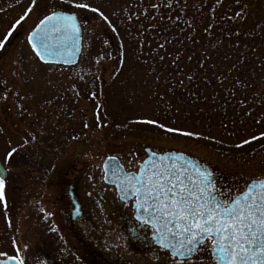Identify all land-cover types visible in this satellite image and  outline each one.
Segmentation results:
<instances>
[{"label":"rangeland","instance_id":"rangeland-1","mask_svg":"<svg viewBox=\"0 0 264 264\" xmlns=\"http://www.w3.org/2000/svg\"><path fill=\"white\" fill-rule=\"evenodd\" d=\"M29 2L13 1L8 23L0 22V34ZM76 2L101 8L117 26V32L106 26L98 29L102 22L94 14L74 8ZM126 5L136 7L134 0H41L40 7L15 30L7 51L0 55V80L7 82L13 93L7 103H0V128L4 129L0 132V161L8 168L7 209L0 204V251L14 255L13 239L28 244L26 264H103L104 252L118 253L122 264H173L160 248L149 251L130 238L128 226L134 221L131 201H120L115 188L103 181L101 165L109 155L131 171L138 167L145 147L183 152L209 165L225 189L218 192L227 199L242 191L249 180L264 178V144L251 141L238 147L242 140L259 136L264 127L241 135L207 132L206 122L198 124L191 117L184 129L209 137L197 141L136 123L153 119L172 127L174 122L165 116L171 100L162 94L155 79L159 75L163 80L168 61H160L159 66L147 49L140 55L129 51L132 22L124 19L129 14ZM62 7L79 13L81 24L90 27L82 36L78 62L47 71L34 60L26 36L40 18ZM121 54L122 70L114 74ZM93 78L98 85L103 82V104L89 94L87 84ZM17 92L23 100L16 99ZM157 95L168 100L166 105L157 104ZM23 103L32 110V116L19 115L20 109L14 104ZM106 117L110 121L104 120ZM180 121L177 118L176 122ZM25 130L37 140L21 148V142L27 139ZM11 147L21 151L6 165L3 156ZM69 184L82 202L83 217L92 224L97 242H89L79 227L63 216L69 203ZM46 213L52 215L46 218ZM52 226L56 232L48 230ZM210 247L208 240L203 242L197 253L184 261L208 264Z\"/></svg>","mask_w":264,"mask_h":264},{"label":"snow or ice","instance_id":"snow-or-ice-1","mask_svg":"<svg viewBox=\"0 0 264 264\" xmlns=\"http://www.w3.org/2000/svg\"><path fill=\"white\" fill-rule=\"evenodd\" d=\"M19 2L20 0H17V3ZM40 3L41 0H30L18 18L10 22L4 32L0 34V55L7 51L15 30L31 18V14L40 7ZM69 3H72V0H69ZM134 3L136 4L135 8L126 5L129 14L124 19L128 23L135 19L136 23L139 24L138 33L141 29L147 32L149 27L155 30L161 25H163L162 30L165 32L170 31V25L179 27L181 23L180 13L187 15L189 7L187 0H147V3H144V0H134ZM201 5H204V0H201ZM234 5L239 10L233 11L232 17H226V13L221 15L227 19L234 17L243 20L248 10V4L244 0H234ZM72 6L94 14L102 22L97 25L98 29L102 30L106 26L113 33L117 32V26L101 8L93 7L89 2H76ZM223 6L224 0H215V7H211L210 11L216 16L217 10ZM3 11L4 8L0 7V12ZM120 12L123 16L124 8H121ZM174 12L176 13L175 16L172 15ZM153 13H159V17ZM142 21H147V26ZM165 21L168 23H164ZM183 23L190 30L184 35V39L193 40L195 43L196 41L191 35L195 20H183ZM89 27L86 23L81 24L75 14L69 15L64 12L52 11L40 18L28 32L26 44L39 66L47 71H55L62 64L70 65L74 62L73 56L80 52V41ZM213 27L214 24L209 22L204 31L209 32ZM180 31L184 33L183 28H180ZM236 35L238 38L239 32ZM52 39H56V43H51ZM68 40H71L74 51L65 57L62 55L61 49L65 48ZM169 43L171 41L165 36L164 43H158L157 48L163 50L165 45ZM105 55L109 59H113L110 53ZM181 58L182 54L177 52L170 61L177 71H180ZM159 59L163 61L164 57L160 56ZM187 59L191 61L193 56L189 55ZM207 59V52H205L200 57L202 68ZM244 62L238 57L236 64H233L228 71H234L237 65L242 66ZM122 67L123 54H121V59L116 62L114 74L119 73ZM207 71L212 72V76L221 86H226L228 77L223 72L217 73L215 65H211ZM204 78L209 83L212 82L208 78L207 72H205ZM155 79L158 82L160 80L159 75H156ZM187 79L191 81L193 76L188 75ZM176 83L183 86L184 79H180ZM247 83V81H242L239 78L231 81L233 95L237 86L243 89ZM171 90L170 88L169 91ZM90 95L95 97V93H90ZM12 96L13 93L9 89L8 83L0 80V103H7ZM15 96L17 100L24 99L19 92L15 93ZM48 103L51 101L49 100ZM240 103H244V101H240ZM14 106L20 109L19 115L21 117L33 115L27 103L14 104ZM136 123L153 125L167 133L195 138L197 141L209 139L200 132L168 127L158 120L145 119L136 121ZM84 127L87 128L88 125L85 124ZM3 131L4 129L0 128V132ZM24 136L27 139L21 142V148L37 140L36 135L27 130H25ZM260 139H264V132H260L259 136L253 135L250 139L242 140L238 147ZM21 148H9L3 156V163L10 164L14 156L21 151ZM162 169L154 167L151 173L143 175L137 181L139 187L131 184L130 181L129 185L136 195L137 210L144 209V211L149 212L148 217L137 216V220L145 224H152L159 233L157 243L160 245V249L164 255L169 256L173 264L178 257H185L198 251L197 245L202 242L203 237H207L218 254L217 264H264V181L254 182L241 196L226 204H221L215 201L211 195V189L214 188V185L207 179L208 174L200 173L198 170L197 182L193 180L187 169L176 168L175 166L171 168L162 166ZM3 171L7 172L8 168H4ZM0 204L7 209L6 180L2 173H0ZM40 211L44 212L45 210L42 208ZM51 215L52 213H46V218ZM48 230L56 232L57 228L52 226ZM177 237H182L177 241L179 246L177 243L170 242ZM28 247V244H20L13 239L12 248L15 254L9 255L7 251H0V258H2L0 264H26L24 253ZM183 264H187V262L184 261Z\"/></svg>","mask_w":264,"mask_h":264},{"label":"trees","instance_id":"trees-1","mask_svg":"<svg viewBox=\"0 0 264 264\" xmlns=\"http://www.w3.org/2000/svg\"><path fill=\"white\" fill-rule=\"evenodd\" d=\"M244 2L248 4V10L244 19L239 20L234 17L227 19L221 15L226 13V17H232L233 11L239 10L235 7L234 0H224V6L217 10L216 16L210 11L211 7H215V0H204L203 6L201 0H187V15L180 13V26L170 25V31L167 32L162 30L161 25L155 30L149 27L147 32L141 29L138 33L139 24L133 19L130 25L131 35L128 37L129 51L135 50L140 55L143 54L142 50L147 49L153 57L152 60L157 61L159 66L160 56L164 57L163 61H168L165 76L157 85L162 89V94L171 100V105L166 106L165 116L173 120V128L186 131L184 126L191 117L193 121L197 120L198 124L206 122L204 131L207 132L216 130L224 134L241 135L264 127V0ZM153 15L159 17V13ZM172 15L175 16L176 13ZM183 20H195L194 30L191 31L195 43L193 40L184 39V35L190 30ZM209 22L214 24V27L205 32L204 28ZM142 23L147 26V21ZM180 28L184 29V33H181ZM165 36L171 43L166 44L163 50L158 49L157 44L164 43ZM147 41L150 45H147ZM153 44L154 47H149ZM177 52L182 54L180 71L170 63ZM205 52L208 59L202 68L200 57ZM189 55L193 56L191 61L187 59ZM238 57L245 62L229 72L228 69L236 64ZM211 65L216 66L217 73L223 72L228 77L226 86H221L212 76V72L207 71ZM205 72L211 83L204 78ZM188 75L193 76V80L189 81ZM237 78L248 83L243 89L237 86L233 95L231 81ZM180 79H184L183 86L176 83ZM88 82V91L95 93L100 104H103V82L98 85L97 78ZM168 100L157 95L159 106L162 102L166 105ZM177 107H180V110ZM177 118L181 121L176 122ZM104 120L110 121L107 117ZM258 144H264V139L257 140L256 145Z\"/></svg>","mask_w":264,"mask_h":264},{"label":"water","instance_id":"water-1","mask_svg":"<svg viewBox=\"0 0 264 264\" xmlns=\"http://www.w3.org/2000/svg\"><path fill=\"white\" fill-rule=\"evenodd\" d=\"M57 12H64L65 14H69V15L74 14L71 12L63 11V10H57ZM50 42L54 44V43H56V39H52ZM80 45H81V41H80ZM73 51L74 50L72 48L71 40H68L66 42L65 48L61 49L62 55L65 57L72 54ZM79 54H80V52L76 53L73 56L74 62L72 64H70V65H63L62 64V65L63 66L75 65L78 61ZM146 152H147V156L141 162V164L139 165L136 172L125 171L124 167L122 166V164L119 162V160L115 156H108L102 162L103 181L105 183H107L109 185H113L115 187L116 192H117L118 197H119V200L124 201V202L129 201V200H133L132 201L133 217L136 221H138L137 216L148 217L149 212L144 211V209H140L139 211L137 210L136 195L131 190L130 185H129V181L131 182V184L139 187V184L137 183V181L139 179H141V177L143 175H147V174L151 173V171L153 170L154 167L161 169V170H163L162 166L168 167V168L175 166L176 168L187 169L194 181H197V171L199 170L200 173L208 174L207 179H209L211 181V184H213V180H212L211 173L209 171V167L206 164H204L203 162L199 161L198 159L191 157L188 154L178 152V151H163V152L156 153V152L150 151L148 148L146 149ZM153 154H155V155H153ZM3 169H4V167L0 163V173H2L5 177L6 172H4ZM256 181H264V178L250 180L249 182L246 183L245 189L241 193L237 194L231 200L241 196L242 193L246 192L248 190V188L251 187L253 185V183ZM211 195H212V197L215 198V201H217L221 204H225L216 195L213 194L212 189H211ZM74 204H75V209H74V214H75L77 212L78 205H77V203H74ZM138 222L140 224H144L141 221H138ZM147 225H149L153 228L152 224L149 223ZM158 235H159V233L153 228V233L151 234V238H152L154 244L156 246L160 247V245L157 243V236ZM180 239H182V237H177L175 239H172L170 242L171 243H177V241ZM206 239H207V237H203L202 242ZM177 246H179L178 243H177ZM198 246L199 245H197V247ZM195 252L188 254L185 257H178L177 260L180 261L182 259L191 258L195 254ZM210 254L215 259V264H217L218 254L216 253L212 244H211V248H210Z\"/></svg>","mask_w":264,"mask_h":264},{"label":"flooded vegetation","instance_id":"flooded-vegetation-1","mask_svg":"<svg viewBox=\"0 0 264 264\" xmlns=\"http://www.w3.org/2000/svg\"><path fill=\"white\" fill-rule=\"evenodd\" d=\"M13 1H16V0H0V7L4 8V11L0 12V22L3 25H5L6 21L8 23V20H9L8 16H9V13L11 11ZM58 9H61V8H58ZM62 9L66 10L63 7H62ZM67 11H69V10H67ZM71 12H74L77 15V17L79 18V21L81 23L79 13H77L74 10H72ZM147 148H149V147H145L143 150L142 159L147 155V153H146ZM149 150L154 151V152H160L157 150H153L151 148H149ZM211 173H212V179H213V185H214V188H213L214 194L217 195L223 202L229 201L235 194L230 196L228 199L224 198L222 196V194L218 192V191L225 190L223 188L222 182L219 181V179H217L215 177V174H214V172H212V170H211ZM7 176H8V171H7ZM67 195H68L69 203H68V207H66V211L63 213L65 220H67L69 224L71 222V224H74L77 228L79 227L81 232L84 233V236L88 237L89 242L95 241L94 234L92 233V232H94L92 224H90L89 220H87L83 217L85 215V212H84L83 207H82V202L80 201V198L78 197L77 193L74 191L72 184L68 185ZM74 203H77V205H78L77 212L75 214H74V208H75ZM128 229L130 230V238L135 243H138L140 245L139 247L144 248V249H148L149 251L156 248L153 245V242L151 240V233H150L151 229H150V227L146 226L145 224H140L134 220L130 223V225L128 226ZM95 242H97V241H95ZM104 254H105V256L103 257L104 258L103 262H102L103 264H122V262H123L120 260L118 253L104 252ZM99 256H102V255L99 254ZM99 256H96V257H99ZM207 262H208V264H214V260L211 257H209V260ZM177 263L180 264L182 262L176 261V264Z\"/></svg>","mask_w":264,"mask_h":264}]
</instances>
